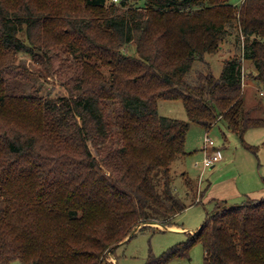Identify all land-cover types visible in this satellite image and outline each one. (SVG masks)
Wrapping results in <instances>:
<instances>
[{"label": "trees", "instance_id": "trees-1", "mask_svg": "<svg viewBox=\"0 0 264 264\" xmlns=\"http://www.w3.org/2000/svg\"><path fill=\"white\" fill-rule=\"evenodd\" d=\"M136 1L0 0V264L111 263L136 226L171 225L186 208L170 164L185 153L189 122L208 129L223 118L242 140L264 125L242 92L244 61L264 83V0ZM226 42L235 52L215 76L205 54ZM53 49L79 60L76 93L9 89L15 53L37 55L49 74ZM159 98L181 99L188 120L159 114ZM105 101L120 111L116 146L104 143ZM198 242L203 264H264V197L216 203L145 264L189 257Z\"/></svg>", "mask_w": 264, "mask_h": 264}, {"label": "rangeland", "instance_id": "rangeland-1", "mask_svg": "<svg viewBox=\"0 0 264 264\" xmlns=\"http://www.w3.org/2000/svg\"><path fill=\"white\" fill-rule=\"evenodd\" d=\"M144 1L137 0L134 3L142 5ZM230 2L239 5L242 0ZM125 10L124 7H120V12ZM234 48V45L226 42L218 52L205 54L210 70L215 76L220 75L223 61L235 52ZM50 56L52 68L48 74L37 55L15 53L17 67H12L8 71L9 89L17 92L34 89L49 98L67 94L69 91L76 93L74 86L81 67L79 60L62 49L51 50ZM243 70L244 105L246 108H253L254 116L264 118V83L259 86L248 76L247 72L253 71L251 62L244 61ZM103 110L105 119L109 122L104 143L106 144L107 139L113 136L111 145H119L121 136L118 103L105 101ZM157 110L162 115L188 120L181 99L159 98ZM205 136L214 140V146L219 150L221 159L213 166L203 169L201 162L205 155L203 149ZM89 147L96 155V150L90 142ZM184 149L185 153L178 154L170 164L171 185L187 204L175 217L176 225L180 228H163L160 223L153 222L151 225L154 230L150 228L137 230L142 224L138 225L132 237L118 245L114 252L106 255V261L111 263L104 261L102 264H145L150 251L158 255L172 245L185 241L187 232L195 231L207 214L212 212L216 203L227 201L230 204H237L246 197H264V125L247 129L242 140L223 118H219L208 129L198 123L189 122ZM161 172L157 170L153 173L158 190L163 187ZM203 261V247L198 242L190 248L189 257H174L167 264H203ZM5 264L24 263L14 259Z\"/></svg>", "mask_w": 264, "mask_h": 264}, {"label": "built area", "instance_id": "built-area-1", "mask_svg": "<svg viewBox=\"0 0 264 264\" xmlns=\"http://www.w3.org/2000/svg\"><path fill=\"white\" fill-rule=\"evenodd\" d=\"M117 1V0H114ZM203 149L205 151V155L202 159V168L205 169L207 167L213 166L215 162L221 159V154L218 149L214 146V140L209 136L204 137V146ZM198 164V162H195Z\"/></svg>", "mask_w": 264, "mask_h": 264}, {"label": "crops", "instance_id": "crops-1", "mask_svg": "<svg viewBox=\"0 0 264 264\" xmlns=\"http://www.w3.org/2000/svg\"><path fill=\"white\" fill-rule=\"evenodd\" d=\"M259 86H260V84H258ZM256 198V197H255ZM260 198V197H259ZM229 204V203H228ZM170 228V229H179L180 227L179 226H177L176 225V222H175V218H174V221H173V223L171 224V225H166V228ZM188 232H193V231H188ZM122 243H124V242H122ZM112 257H113V260H114V258H115V256H114V254L112 255ZM113 263V262H112Z\"/></svg>", "mask_w": 264, "mask_h": 264}, {"label": "water", "instance_id": "water-1", "mask_svg": "<svg viewBox=\"0 0 264 264\" xmlns=\"http://www.w3.org/2000/svg\"><path fill=\"white\" fill-rule=\"evenodd\" d=\"M161 226H162L163 228H166V225H162V224H161Z\"/></svg>", "mask_w": 264, "mask_h": 264}]
</instances>
